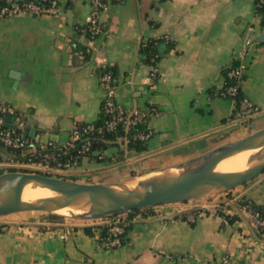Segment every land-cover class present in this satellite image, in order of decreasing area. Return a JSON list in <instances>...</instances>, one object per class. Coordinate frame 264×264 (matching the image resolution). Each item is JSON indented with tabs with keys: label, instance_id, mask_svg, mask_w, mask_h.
I'll return each instance as SVG.
<instances>
[{
	"label": "crops",
	"instance_id": "obj_1",
	"mask_svg": "<svg viewBox=\"0 0 264 264\" xmlns=\"http://www.w3.org/2000/svg\"><path fill=\"white\" fill-rule=\"evenodd\" d=\"M52 1L58 12L0 16V102L16 109L21 134L35 146L64 145L75 124L98 118L106 71L117 104L144 114L152 131L145 151L120 154L119 142L83 157L65 173L77 176L71 180L115 182L99 178L113 171L116 181L149 175L264 127V15L257 0H106L93 37L82 30L92 0ZM158 38L170 46L148 63L142 46ZM247 41L240 94L249 108L221 94ZM153 66L157 78L149 84ZM243 198L264 205V172L214 197L222 213L217 206L193 222L186 219L193 201L128 212L122 245L112 249L100 242L97 221L10 213L0 221V264H219L224 255L230 264H264V233L240 206Z\"/></svg>",
	"mask_w": 264,
	"mask_h": 264
},
{
	"label": "water",
	"instance_id": "obj_2",
	"mask_svg": "<svg viewBox=\"0 0 264 264\" xmlns=\"http://www.w3.org/2000/svg\"><path fill=\"white\" fill-rule=\"evenodd\" d=\"M4 120L6 126L15 127L10 123V116ZM247 150L254 151L248 157L246 168L235 171L216 169L220 161ZM262 172L264 127L156 173L125 181L79 182L37 171L1 172L0 216L21 211H42L81 220L101 219L160 204L211 200L253 180ZM29 182L50 190L52 195L23 200L20 193ZM63 208H67L68 213H58Z\"/></svg>",
	"mask_w": 264,
	"mask_h": 264
},
{
	"label": "built area",
	"instance_id": "obj_3",
	"mask_svg": "<svg viewBox=\"0 0 264 264\" xmlns=\"http://www.w3.org/2000/svg\"><path fill=\"white\" fill-rule=\"evenodd\" d=\"M119 1V0H112ZM106 0H92V13L88 20V23L82 27L83 31H87L90 36H94L99 30L98 14L102 9L106 8ZM52 1L50 7H43L37 1H25L18 3L15 0H0V16L10 17L21 12H30L33 14H39L42 12H58ZM258 6H264V0H257ZM248 53V41L244 44L240 51L237 52L234 64L226 72L227 82L224 84L221 94L235 99L240 90V81L243 73L246 70L245 58ZM157 78V70L153 66L149 75L148 83L152 84ZM100 85L103 88L105 95L102 102V109L108 113V118L104 121V124L100 127H95L92 123H86L83 125L75 124L69 133L68 141L62 145H56L52 142L41 144L38 147L35 146L31 139L23 137L18 125L20 117L16 109L9 103L0 102V145L4 148L12 151H22L25 155L24 160L13 159L11 157H5L4 160H0V168L6 166L24 167L31 170H39L40 172L48 175H54L62 177L66 172L76 168L78 166L76 160L63 158L65 152L71 148H76V154L80 157H86L90 149V134L94 131H113L119 124H122L126 130L136 125L144 118V114L137 113L133 110L126 109L114 99L113 92V79L109 71L104 72L100 76ZM241 103L246 108L251 105L245 99H240ZM10 116L12 119L15 117V127H8L5 125L4 118ZM11 123V120H10ZM152 136V131L138 130L131 134L130 137H124L125 143L132 140L147 141ZM38 148V149H37ZM5 172V171H4ZM1 173V172H0ZM193 201L192 211L186 215V219L193 222L199 216L205 214L212 208H216L218 202L212 200H189ZM245 210L252 222V225L258 229H264V210L252 211L247 205H240ZM129 211L119 212L112 215H108L101 219H95L99 225L100 242L106 248H118L122 245V238L130 225L131 218L128 214ZM225 223L228 222L226 217H223ZM104 229V232H102ZM219 264H230L229 257L224 255Z\"/></svg>",
	"mask_w": 264,
	"mask_h": 264
},
{
	"label": "trees",
	"instance_id": "obj_4",
	"mask_svg": "<svg viewBox=\"0 0 264 264\" xmlns=\"http://www.w3.org/2000/svg\"><path fill=\"white\" fill-rule=\"evenodd\" d=\"M18 3H23L25 1H37L39 2L43 7H49L51 6L52 0H15ZM258 6V5H257ZM258 9L261 11V13L264 15V6H258ZM81 29L80 26L76 27L77 32H79ZM163 46H166L165 48H162ZM170 46L169 40L163 39V38H158V39H150L144 43L142 46V52L145 55V60L148 63H153L155 60L159 58V55L162 53V51L166 50ZM107 69V68H105ZM237 101L239 102L241 99V94L240 90L238 92V95L236 97ZM108 113L104 110L101 109L98 118L92 123L96 128L100 127L104 124V121L108 118ZM78 125H83V124H78ZM150 128L147 126V123L145 121V118H143L141 121L136 123L133 127H131L129 130H126L122 124H119L113 131H102V132H97L94 131L92 132L90 136V149L89 152L87 153L86 157L89 158H94L100 154L103 153V151L117 143L120 142L121 148H120V154L124 151V149H132L135 152H143L146 149V143L147 141H139V140H132L129 139L127 143L124 141V137H130L131 134L135 131L138 130H149ZM151 130V129H150ZM38 147V146H37ZM38 149V148H37ZM95 153V154H94ZM5 157H11L13 159H19V160H24L25 155L23 154L22 151H12L10 149L4 148L0 145V160H4ZM70 157L71 159L76 160L77 164H80V161L83 157L77 156L76 154V148L71 147L69 148L65 154L63 155V158H68ZM104 159V158H102ZM6 171H30L28 168L24 167H13V166H6L4 168ZM40 172V171H37ZM42 173V172H40ZM65 179H76V175H63L62 176ZM242 204L247 205L252 211H262L264 210V205H257L255 203H252L246 199H240L239 200ZM221 207V206H220ZM150 207H145L143 209H148ZM219 208V207H218ZM137 210V209H136ZM135 210V211H136ZM219 212L222 213V210L220 208L218 209ZM131 212V211H129ZM49 217L52 219H61L60 215L48 213ZM226 218H228L229 221H231V217L228 215H225ZM88 228V227H86ZM260 230V229H259ZM262 233H264V229L260 230ZM102 232H104V229H102Z\"/></svg>",
	"mask_w": 264,
	"mask_h": 264
},
{
	"label": "bare ground",
	"instance_id": "obj_5",
	"mask_svg": "<svg viewBox=\"0 0 264 264\" xmlns=\"http://www.w3.org/2000/svg\"><path fill=\"white\" fill-rule=\"evenodd\" d=\"M254 150H247L232 155L222 161H220L216 167L219 171H235L246 168L247 160ZM21 198L23 200H31L38 197H45L52 195V192L44 187L39 186L37 183L29 182L21 190ZM58 213H68L67 208L58 210Z\"/></svg>",
	"mask_w": 264,
	"mask_h": 264
},
{
	"label": "rangeland",
	"instance_id": "obj_6",
	"mask_svg": "<svg viewBox=\"0 0 264 264\" xmlns=\"http://www.w3.org/2000/svg\"><path fill=\"white\" fill-rule=\"evenodd\" d=\"M1 167V166H0ZM5 167H3V168H0V172H4V171H6L5 169H4ZM31 171H35V170H31ZM36 171H39V170H36ZM117 172L116 171H113V172H110V173H102V174H100V179H102V180H105V181H116V180H119V178H118V176H117V174H116ZM128 180H130V179H128ZM86 181V179L85 178H82V182H85ZM218 196V195H217ZM217 199H219V198H217ZM217 199H211L212 201H215V202H218V200ZM239 202V204L240 205H242V203L240 202V201H238ZM238 202H237V204H238ZM221 203L220 202H218V207H220V206H222V205H220ZM28 216V217H30V216H37L38 218H42V217H46V216H49L48 215V213H46V212H42V211H28V212H22V213H19V214H15L14 216H9V218H14V217H21V216ZM5 216H0V221H3V220H6V218H4ZM65 217H67V218H72V217H70L69 215H66ZM27 219V218H26ZM74 219V218H73ZM25 220V219H24ZM77 221H80V222H83V223H93V221H96V220H81V219H77Z\"/></svg>",
	"mask_w": 264,
	"mask_h": 264
}]
</instances>
